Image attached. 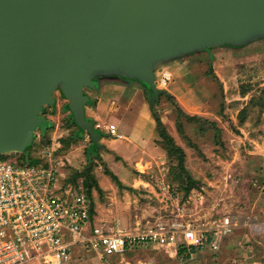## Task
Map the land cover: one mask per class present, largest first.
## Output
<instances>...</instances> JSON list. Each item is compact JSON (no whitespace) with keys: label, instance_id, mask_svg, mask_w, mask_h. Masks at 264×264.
Masks as SVG:
<instances>
[{"label":"rangeland","instance_id":"1","mask_svg":"<svg viewBox=\"0 0 264 264\" xmlns=\"http://www.w3.org/2000/svg\"><path fill=\"white\" fill-rule=\"evenodd\" d=\"M118 61L121 65L117 67L94 71L99 86L85 87V94L95 100L86 104L85 113L93 126L114 125L128 140L110 135V143L104 137L96 143L87 132L79 134L75 126L68 128L71 111H64V107L69 99L62 96L61 86L54 93V105L44 114L55 124L46 138L63 147L58 156L64 157L65 170L71 174L91 167L102 189L101 193L93 191L99 222L113 226L116 232L130 233L159 222H176L180 216L198 224L230 216L240 224L215 253L205 248L192 255L177 254L168 248L147 246L130 249L123 258L112 256L113 263L264 264V34H254L239 44L212 42L205 48L159 59L153 71L161 93L151 100L152 106L139 79H129L125 61ZM163 72L171 74L165 87L159 84ZM150 106L174 144L183 149L186 169L199 182L188 197L182 190L185 177L176 169V154L169 151L156 127L145 124ZM136 115L138 123L129 118ZM186 115L202 121H188ZM48 123L36 131L31 150L34 156L43 143L40 130ZM151 128L158 138L156 144L144 147L140 142L139 146L131 143L136 136L150 137ZM100 131L96 133L102 135ZM63 139L70 141L68 147ZM15 154L0 157L14 158ZM106 170L113 172L124 188H119ZM75 249L80 252L74 254L71 264H100L92 250Z\"/></svg>","mask_w":264,"mask_h":264},{"label":"water","instance_id":"2","mask_svg":"<svg viewBox=\"0 0 264 264\" xmlns=\"http://www.w3.org/2000/svg\"><path fill=\"white\" fill-rule=\"evenodd\" d=\"M264 34V0H0V154L32 148L61 86L96 142L84 89L121 65L153 85L154 64L212 42Z\"/></svg>","mask_w":264,"mask_h":264},{"label":"built area","instance_id":"3","mask_svg":"<svg viewBox=\"0 0 264 264\" xmlns=\"http://www.w3.org/2000/svg\"><path fill=\"white\" fill-rule=\"evenodd\" d=\"M170 78L163 72L160 86L165 87ZM95 129L117 139L124 137L114 125L98 124ZM59 150L61 145L54 142L41 143L34 156L38 163L31 165L22 164L17 153L14 158L0 157V264H71L78 247L95 252L100 264H114L112 256L123 258L130 249L147 246L177 254L183 250L192 255L205 248L215 253L240 224L230 216L206 224L180 216L176 222L116 232L99 222L96 205L93 214L83 179L68 182L71 174Z\"/></svg>","mask_w":264,"mask_h":264},{"label":"trees","instance_id":"4","mask_svg":"<svg viewBox=\"0 0 264 264\" xmlns=\"http://www.w3.org/2000/svg\"><path fill=\"white\" fill-rule=\"evenodd\" d=\"M129 79H131L132 77L128 76ZM154 79H155V74H154ZM153 79V85H150L146 79H139V81L142 83V85L145 87V90H147V95L149 94V96H147V100L148 102L150 103L151 105V100L154 99L155 96H157V94H159L158 92L161 93V91L157 88V85L155 84V80ZM93 87H97L99 86V84L97 83V81L93 78ZM63 96V95H62ZM89 100L87 102V104H92L93 103V100L88 96ZM147 102V103H148ZM149 105V104H148ZM152 106V105H151ZM150 106V110H151V113H152V117L154 119V122H155V125H156V129H158V133L160 135V137H164V139L166 140V142L168 143V145L170 146V152L171 153H175L176 154V160H177V164H176V169L179 171V174H183L184 177H185V181H186V185L183 187V191H184V195L185 197H188L189 194L198 188V185H199V182L194 179L187 171L186 169V165H185V153L183 151L182 148L180 147H177L175 144H174V141L173 139L165 132L164 130V125L160 119V117L158 116V114L153 110V108ZM67 107V108H66ZM70 110V104L68 102V104L64 107V111H69ZM47 111V107L44 108V111H43V117L45 119V122L46 121H49L48 123V126H45V127H42L41 130H40V134H41V137H42V145H49L51 144L50 143V139L46 138V135L48 134V131L51 129V128H54L55 124L54 122H52L50 119L46 118L44 116V114L46 113ZM178 112L181 114V115H185V113L183 112V110L178 107ZM186 118L188 121H196V122H200L202 121L201 117H197V116H194V117H191V116H188L186 115ZM89 121V120H88ZM206 121V120H204ZM211 126L213 127V129L215 128L218 132V128H217V125L215 122H212L210 123ZM72 126H75L77 128V131L79 134L81 133H85L86 131H82L78 125L76 124L75 122V119L73 117V114L71 113V115L68 117V128H71ZM40 128V126H39ZM203 129V128H202ZM214 129V130H215ZM99 131V130H97ZM101 132V131H100ZM95 133H96V129H95ZM96 135L98 136V140L96 141L99 142V140L101 138L104 137L103 133L102 135L101 134H97ZM73 138L70 137L69 140H71ZM69 140H62L63 144H64V147H68L70 145V141ZM63 148V147H62ZM31 149H29L23 153H17V157H18V160L24 164V165H31V164H36L38 163L37 160L34 158V155L31 153ZM90 162H93L92 159L90 158L89 159ZM106 173L107 175L112 179V181H114V183H116V185H118L119 188H124V185L123 183L120 181V179L113 173L111 172L110 170H106ZM80 179H83L84 181V185L87 189V193H88V196L90 197V199L92 200V209H93V214L95 215L96 212H95V203H94V199H93V191L94 190H98L100 193L102 192V189L100 188V186L97 184L96 182V179L91 171V167H89V165L83 169L82 171H73L71 172V176L69 177L68 179V182L70 183H77ZM180 254H183L184 251L183 250H180L179 252Z\"/></svg>","mask_w":264,"mask_h":264},{"label":"crops","instance_id":"5","mask_svg":"<svg viewBox=\"0 0 264 264\" xmlns=\"http://www.w3.org/2000/svg\"><path fill=\"white\" fill-rule=\"evenodd\" d=\"M93 100V99H92ZM93 103H95V100H93ZM66 106V105H65ZM144 109H146L145 107H144ZM86 110V109H85ZM144 112H145V110H144ZM137 114V113H136ZM139 117H141V116H139ZM130 119H133L134 120V122H136V123H138V116L136 115V118L135 117H129ZM145 119H147L146 120V123L145 124H147L148 126H153V127H156V125H155V122H154V119H153V117H152V113H151V110H149V112L148 111H146V117H145ZM148 126H147V128H146V131H148ZM136 130H138V127L134 130V131H136ZM103 133V132H102ZM149 133V135H150V137L148 136V138H144V136L143 137H140V136H136V138H132V139H130L131 140V143H135L134 145H136V146H139V144H138V142H140V145L141 146H150V145H152V144H156V140L158 139L157 137H156V135L153 133V129L151 128V130L148 132ZM124 137H126L127 139L126 140H128V137L127 136H125L124 135ZM155 139V140H154ZM103 140H105V142H108V143H110L111 141H113L112 140V138H110V135H108V134H104V138H103ZM143 166V165H142ZM144 169H145V167H144ZM144 169H140L141 171H144ZM248 208H246V210H247ZM98 218H99V215H98ZM101 220V219H100Z\"/></svg>","mask_w":264,"mask_h":264},{"label":"bare ground","instance_id":"6","mask_svg":"<svg viewBox=\"0 0 264 264\" xmlns=\"http://www.w3.org/2000/svg\"><path fill=\"white\" fill-rule=\"evenodd\" d=\"M140 169H144V166H142V164L138 165Z\"/></svg>","mask_w":264,"mask_h":264},{"label":"flooded vegetation","instance_id":"7","mask_svg":"<svg viewBox=\"0 0 264 264\" xmlns=\"http://www.w3.org/2000/svg\"><path fill=\"white\" fill-rule=\"evenodd\" d=\"M42 116H43V114H42Z\"/></svg>","mask_w":264,"mask_h":264}]
</instances>
